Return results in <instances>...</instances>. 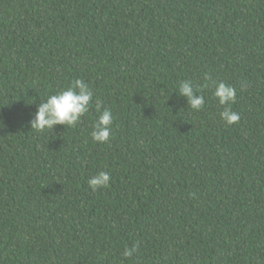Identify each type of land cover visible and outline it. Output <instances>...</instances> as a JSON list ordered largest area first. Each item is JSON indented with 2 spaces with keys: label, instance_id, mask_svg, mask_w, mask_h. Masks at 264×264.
<instances>
[{
  "label": "trees",
  "instance_id": "1",
  "mask_svg": "<svg viewBox=\"0 0 264 264\" xmlns=\"http://www.w3.org/2000/svg\"><path fill=\"white\" fill-rule=\"evenodd\" d=\"M205 74L188 109L178 83ZM77 79L89 113L31 130ZM212 81L236 89L238 123ZM0 119V264H264V0H0Z\"/></svg>",
  "mask_w": 264,
  "mask_h": 264
},
{
  "label": "clouds",
  "instance_id": "2",
  "mask_svg": "<svg viewBox=\"0 0 264 264\" xmlns=\"http://www.w3.org/2000/svg\"><path fill=\"white\" fill-rule=\"evenodd\" d=\"M206 83L194 87L192 81L182 80L178 83V96L186 98L188 109L193 111L201 110L205 105V97L202 92L207 88L208 81L211 76L205 74ZM214 84L213 96L222 106L219 115L221 119L228 125L238 123L240 120L239 113L232 110V105L236 102V89L223 81H212ZM245 85L242 84V88ZM94 92L87 82L83 79L74 80L71 85L56 94L48 96L39 104L37 111L29 121L31 130L36 132H44L50 130L54 132L57 125L65 127L76 126L81 118L89 113L93 106ZM96 118L92 124L90 133L94 142L105 144L110 141L113 132L114 118L111 109L103 106V101L97 99L95 101ZM2 123V119H0ZM111 176L107 171H100L88 180V187L92 192H96L101 188L110 186ZM139 245L132 247L125 246L122 253L124 258H131L138 251Z\"/></svg>",
  "mask_w": 264,
  "mask_h": 264
}]
</instances>
